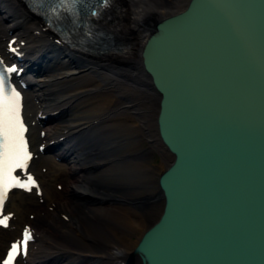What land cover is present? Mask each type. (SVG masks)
<instances>
[{"label": "bare ground", "instance_id": "6f19581e", "mask_svg": "<svg viewBox=\"0 0 264 264\" xmlns=\"http://www.w3.org/2000/svg\"><path fill=\"white\" fill-rule=\"evenodd\" d=\"M190 1L122 0L124 30L134 48L105 54L54 47L36 33L38 17L19 0H0V32L18 25L26 40L23 63L32 69L27 104L34 119L41 109L55 113L43 127L46 135L35 129L33 137L62 138L54 153L35 162L44 202L34 194H12L9 208L17 218L0 228V257L29 222L38 240L21 264H124L130 255L142 264L136 247L163 210L157 180L175 158L157 132L162 94L144 68L142 50L157 24ZM155 149L163 156L160 164L149 160ZM157 203L156 218L145 226Z\"/></svg>", "mask_w": 264, "mask_h": 264}, {"label": "water", "instance_id": "95a60500", "mask_svg": "<svg viewBox=\"0 0 264 264\" xmlns=\"http://www.w3.org/2000/svg\"><path fill=\"white\" fill-rule=\"evenodd\" d=\"M142 57L175 154L142 264H264V0H191Z\"/></svg>", "mask_w": 264, "mask_h": 264}, {"label": "snow or ice", "instance_id": "6c2138e0", "mask_svg": "<svg viewBox=\"0 0 264 264\" xmlns=\"http://www.w3.org/2000/svg\"><path fill=\"white\" fill-rule=\"evenodd\" d=\"M79 2L80 0H72L73 4ZM92 16L96 17L97 13L93 12ZM9 47L12 52L16 51L11 44ZM2 63L0 60V64ZM19 71L15 65L0 68V206L4 204L11 189L18 187L31 190V186L36 183L32 175H27L26 180L20 175L27 172L32 155L26 139L27 128L21 118V93L9 83L8 74ZM7 219L5 217L0 220V225L7 227ZM30 239V233L26 229L23 239L10 245L2 264H14L17 256L26 254Z\"/></svg>", "mask_w": 264, "mask_h": 264}, {"label": "rangeland", "instance_id": "374dc122", "mask_svg": "<svg viewBox=\"0 0 264 264\" xmlns=\"http://www.w3.org/2000/svg\"><path fill=\"white\" fill-rule=\"evenodd\" d=\"M149 139L148 138H145L144 139V147L146 146H149ZM159 149H155L151 158L149 157V160L152 162V163H156V164H160L162 162V159H163V156L162 154L158 151ZM158 189H157V193L155 194L156 195V199L158 198L159 194H158ZM158 200V199H157ZM161 207H159V203H157V205L153 208V212L152 214L149 215L148 219H144V225L146 226V224H148L151 220H153V218H156V215L157 213L159 212ZM148 222V223H147ZM146 223V224H145Z\"/></svg>", "mask_w": 264, "mask_h": 264}]
</instances>
